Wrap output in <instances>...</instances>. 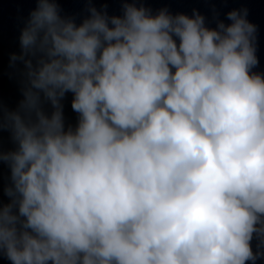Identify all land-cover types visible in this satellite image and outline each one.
Wrapping results in <instances>:
<instances>
[{
    "label": "clouds",
    "instance_id": "9594fccd",
    "mask_svg": "<svg viewBox=\"0 0 264 264\" xmlns=\"http://www.w3.org/2000/svg\"><path fill=\"white\" fill-rule=\"evenodd\" d=\"M138 2L122 0V16L90 7L77 25L57 0H36L10 57L27 70L24 99L16 111L0 102V132L17 145L0 148L11 181L0 256L11 264L264 257L257 26L247 9L209 28L195 9L153 14ZM69 92L78 123L66 130Z\"/></svg>",
    "mask_w": 264,
    "mask_h": 264
},
{
    "label": "water",
    "instance_id": "95a60500",
    "mask_svg": "<svg viewBox=\"0 0 264 264\" xmlns=\"http://www.w3.org/2000/svg\"><path fill=\"white\" fill-rule=\"evenodd\" d=\"M57 3L61 16L73 18L77 25L90 15L88 12L90 7L101 11L106 10L109 16L123 15L122 0H91V2L89 0H57ZM141 3L144 7L151 9L153 14L167 8L173 15L182 13L191 17L195 9L205 17L206 26L209 28H216L218 21H223L225 24L231 23L227 19V13L232 10L247 9L248 21L257 26L256 55L259 64L253 71L264 74V0H139L137 6H141ZM36 7V0H0V102L8 111L18 110L24 99L23 89L27 86L25 75L27 70L22 61L11 64L10 57L12 54L21 53V31L31 11ZM72 99L73 94L69 92L61 101L66 130L68 127L75 129L78 123V113L71 107ZM41 106L45 114L49 116L54 110L42 93ZM0 148L4 152L17 148L7 129L0 132ZM10 183L8 164L0 163V200L5 204L9 202V197L3 190ZM257 244L258 240L253 239L254 251L257 250ZM0 264H11V262L6 257L0 256ZM256 264H264V257L258 259Z\"/></svg>",
    "mask_w": 264,
    "mask_h": 264
}]
</instances>
